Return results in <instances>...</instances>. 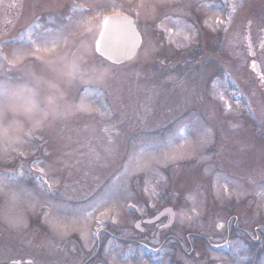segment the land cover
Returning <instances> with one entry per match:
<instances>
[{
    "label": "rangeland",
    "instance_id": "rangeland-1",
    "mask_svg": "<svg viewBox=\"0 0 264 264\" xmlns=\"http://www.w3.org/2000/svg\"><path fill=\"white\" fill-rule=\"evenodd\" d=\"M66 1L92 11L67 7L71 16L65 20V0H25L19 30L9 38L17 41L0 44V89H7V95H0V177L5 183L0 188V213L3 220L16 224L19 245L38 255L36 264H112L113 255L117 264H264V208L258 207L256 184L251 183L264 181V110L259 109L264 107V92L254 79L245 81L248 87L253 84L250 93L260 104L258 125L247 99H233L235 86L220 75L218 61L226 68L237 66L231 62L236 60L237 44L244 48L239 60L249 75L243 35L227 36L229 31L221 38L222 26L205 24L217 17L227 20L228 0L195 1L193 6L191 0ZM175 1L195 15L191 21L176 10V19L191 26L183 31L172 22ZM112 4L134 17L143 37L138 57L120 66L94 52L98 13L112 12ZM262 11L256 12L255 30L264 26ZM245 12L237 19L246 17ZM165 16L172 18L166 27L179 33L172 37L174 42L158 27ZM29 33L38 41L39 52L29 43ZM185 34L191 39L185 40ZM157 55L182 63L166 71L154 63ZM260 60L264 70V53ZM217 81L231 111L213 95ZM85 85L102 93L87 101L99 110L91 114L77 110ZM109 138L115 142L111 155L104 151ZM141 148L157 157L153 170L123 176L125 157ZM37 159L43 161L40 167L52 187L41 183L33 168ZM217 172L228 177L231 196L217 188ZM145 180L155 185L156 195L143 191ZM124 184L129 191L122 190ZM109 193H115L113 201L87 222L86 246L80 231L84 214ZM164 205L176 213L171 227L161 228L166 217L141 224L140 231L133 227L135 219L151 216ZM106 210L113 218L101 217ZM101 218L100 235L92 238ZM216 221L228 225L218 230ZM223 240L228 252L213 249V243L219 246Z\"/></svg>",
    "mask_w": 264,
    "mask_h": 264
},
{
    "label": "snow or ice",
    "instance_id": "snow-or-ice-1",
    "mask_svg": "<svg viewBox=\"0 0 264 264\" xmlns=\"http://www.w3.org/2000/svg\"><path fill=\"white\" fill-rule=\"evenodd\" d=\"M3 3H4V0H0V5H3ZM12 6L13 7H19L20 5L15 4ZM98 7H104V5H98ZM110 7H111V10H112L114 16L117 17L119 19V21L121 22V26H120L119 30L123 31L128 37L127 41L123 45V51L127 53V58L130 59L131 56L135 54L136 50L139 48L140 44L142 43V38H141L139 32L136 30L135 21L130 16L125 15L122 11L119 10V6H117L115 4L110 5ZM202 7H212V5L211 4H204V5H202ZM237 7H238V5L236 3V0H231V4H230L231 11L227 17V20H222L219 17H217L212 22V24H209V22L207 20L205 21V24H207L209 27H212L213 24L224 26L225 31H227V25H230L232 22V19H233L232 13H234L236 11ZM77 8L81 11L88 12V13H91V11H92V9H90V8H85L84 5H77ZM137 15H138V13H137ZM110 19H112V17H110V16H104L103 17V27L105 30L108 29V22ZM171 19H172L171 17L165 16L164 20H162L160 22L158 27H160L164 32L168 33L169 42H174V41H172V37L175 35H178L179 33L174 32L173 29L166 27V22L168 20H171ZM172 22L175 25H177L181 31H183L185 28L191 27L190 25L184 24L180 19L173 20ZM249 27H250V23H249ZM183 38L185 40H189V39H191V36L185 34ZM28 39H29V43L32 45H35L36 51L39 52L41 50V48L38 44V41L32 39L31 33H29ZM245 39L247 41L248 54L253 57V59L251 60L250 68L257 75V79L259 81L258 87L264 88V70L261 69L260 63H258L257 59H255V57L257 56V52L253 48L250 33ZM259 48H260L261 52H264V36H262L260 38ZM94 52L96 53L98 58H103V59L112 61L113 63H116V64L123 63V59L121 58L120 55H118V49H117L116 45L110 39H105L104 32H101L99 34V38L94 41ZM4 59H7V57H4ZM16 59H18V57H16ZM10 63H14V61H10ZM81 78H83V74H81ZM212 88L214 90L213 95L215 97H217L218 99H220L221 101H223L224 107L227 111H231L232 105L225 98L223 92H221L219 90V82L218 81L214 82L212 84ZM0 95H7V89H0ZM93 95H102V93H100L99 90H92L90 88V86L85 85L82 89V95L79 97L80 104L77 105V110L82 111V112H86L89 114H91L94 111H99L98 109H93L87 103V101L90 100V98ZM237 104H239V101H237ZM7 107H10L13 110H15L14 105L9 104V105H7ZM248 107H249V110L252 111L250 103H249ZM105 131L107 132L108 129H105ZM116 135H119V133L117 132ZM37 138L40 139L41 137H37ZM14 151H17V154L21 157H23L25 155L24 152H20L16 149H14ZM104 151L108 155H111L115 152V142L111 138H109L108 146L104 149ZM5 152H7V149H5ZM100 158L101 157H100L99 153H97L96 159H100ZM165 158L166 159H175L174 156L173 157L165 156ZM125 161L126 162L121 165V174L123 176L136 175L139 172L152 171L153 170L152 165L154 163L158 162L155 154H146L145 150L143 148H141L138 153L133 152L132 154L126 156ZM42 163H43V161H40L39 159H37L33 163V168L36 170V172H38L40 174L39 179H40L41 183L48 184V187H52V185L49 183V179H51V178L47 176L45 168L40 167V164H42ZM19 175L22 176L23 171H21L19 173ZM262 176H264V172H262ZM11 178H14V176ZM161 179H162V177H161ZM215 181H216V185H217L218 189L222 188L227 193V195H229V196L232 195L231 192L227 191L229 184H228V177L226 175H223V174L217 172L215 174ZM221 181H223V183H221ZM144 183L146 186L143 188V191L146 193H151L152 195H156L155 185H150L148 180H145ZM251 183L256 184L255 195L257 197H259L258 207L264 208V181L257 184V182L255 180H251ZM4 186H5L4 178L0 177V188H2ZM122 190L124 192L129 191L128 185L124 184L122 186ZM114 195H115V193L107 194L105 199L96 203V205L93 208V211H89V212H86L84 214L85 223H84L83 228L80 231H81L82 239H84L86 242V246H87V242L90 238L89 232L87 230L88 220L93 216V213L96 210H98L100 207H103L105 204L109 203V201H113ZM113 206H115V204H113ZM152 206L155 207L154 204ZM127 207L130 209L138 210V211L140 210L137 208L136 204H128ZM165 211L171 213L172 215H176V213H173L171 209H166ZM192 212L194 214H196L195 208L192 209ZM180 214L185 219H188V220L192 219V216L188 215L187 213L181 212ZM101 217L113 218V217L109 216V212L107 210L105 212L101 213ZM96 223H97L98 227L95 231L91 232L92 238L98 237L100 235V228H102L104 225V219L103 218L97 219ZM55 226L58 228H66V225H63V224H56ZM137 227H139V225H137ZM217 227L223 228V224H218ZM111 251H112V249H111V247H109L107 249V252L111 253ZM0 264H4V262L0 261ZM7 264H34V261L32 259L26 260L23 257H21V258H10L7 261ZM112 264H117L115 255L112 256Z\"/></svg>",
    "mask_w": 264,
    "mask_h": 264
},
{
    "label": "water",
    "instance_id": "water-1",
    "mask_svg": "<svg viewBox=\"0 0 264 264\" xmlns=\"http://www.w3.org/2000/svg\"><path fill=\"white\" fill-rule=\"evenodd\" d=\"M109 16L112 17V19H110L109 22H108V29L107 30L104 29L103 21H102L101 30H100L99 34L101 32H104L105 39H110L116 45V47L118 49V55H120L121 58L124 61L125 59H128L127 58V53L123 51V45L127 41L128 37L123 31L119 30V28L121 26V22L119 21V19L117 17H115L114 15H109ZM98 38H99V35H98L97 39ZM166 209H171V208L167 207V208L163 209L160 213H158L156 216H154L153 218L146 219L145 221L146 222H153V221L157 220L162 215V213L163 214L167 213L165 211ZM172 212H173V210H172ZM169 214H170V220H169V222L166 225H170L172 223V221H173V215L171 213H169ZM138 224H139V222L136 223V226Z\"/></svg>",
    "mask_w": 264,
    "mask_h": 264
},
{
    "label": "flooded vegetation",
    "instance_id": "flooded-vegetation-1",
    "mask_svg": "<svg viewBox=\"0 0 264 264\" xmlns=\"http://www.w3.org/2000/svg\"><path fill=\"white\" fill-rule=\"evenodd\" d=\"M4 233H6L5 230H3L2 227H0V248L2 242L4 243L3 248L0 249V254L1 253L6 254L9 259L17 258L16 235L13 233V231H11L9 238H7V236ZM7 240L9 241L8 244H7Z\"/></svg>",
    "mask_w": 264,
    "mask_h": 264
}]
</instances>
